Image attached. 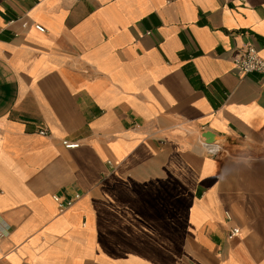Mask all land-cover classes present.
<instances>
[{"label":"crops","instance_id":"obj_1","mask_svg":"<svg viewBox=\"0 0 264 264\" xmlns=\"http://www.w3.org/2000/svg\"><path fill=\"white\" fill-rule=\"evenodd\" d=\"M249 45L264 0H0V264H264Z\"/></svg>","mask_w":264,"mask_h":264},{"label":"built area","instance_id":"obj_2","mask_svg":"<svg viewBox=\"0 0 264 264\" xmlns=\"http://www.w3.org/2000/svg\"><path fill=\"white\" fill-rule=\"evenodd\" d=\"M23 27L25 28L28 27V23H23ZM34 27L38 32L41 33L46 32V29L39 24L34 25ZM235 64L237 66V69L240 71V73L244 75H248L250 73H260L264 75V60L260 57L258 49L253 45H249L244 51H242L235 57ZM40 134L46 135L47 132L45 130H41ZM203 139L205 140V138ZM204 143L207 153L215 158L217 157L224 158L229 154L222 147H220V144L218 142L214 144H208L206 142ZM78 146L79 145L77 143L66 144V147L70 149L76 148ZM79 198L80 196L76 195L74 199L62 202L60 208L64 210L70 207L75 202V200ZM239 234H240V229L234 228L230 232L229 238L232 239L236 236H239Z\"/></svg>","mask_w":264,"mask_h":264},{"label":"water","instance_id":"obj_3","mask_svg":"<svg viewBox=\"0 0 264 264\" xmlns=\"http://www.w3.org/2000/svg\"><path fill=\"white\" fill-rule=\"evenodd\" d=\"M203 138H205L206 143H208V144H214V143H217V141H216V139H215V136H214L212 133H210V132L205 133V134L203 135Z\"/></svg>","mask_w":264,"mask_h":264}]
</instances>
